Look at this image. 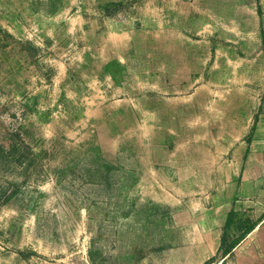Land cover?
I'll return each mask as SVG.
<instances>
[{
  "label": "rangeland",
  "instance_id": "obj_1",
  "mask_svg": "<svg viewBox=\"0 0 264 264\" xmlns=\"http://www.w3.org/2000/svg\"><path fill=\"white\" fill-rule=\"evenodd\" d=\"M263 17L253 0H0V264H264V223L215 250L186 133L211 96L217 114L256 92Z\"/></svg>",
  "mask_w": 264,
  "mask_h": 264
},
{
  "label": "crops",
  "instance_id": "obj_2",
  "mask_svg": "<svg viewBox=\"0 0 264 264\" xmlns=\"http://www.w3.org/2000/svg\"><path fill=\"white\" fill-rule=\"evenodd\" d=\"M253 3L260 11L264 6V0ZM263 22L264 17L258 30L251 33L258 37V44L246 53L254 55L248 63L256 64L258 69L256 80H250L248 86L253 84L256 92L250 94L246 88L244 93L227 97L218 105L217 114L211 96L206 109L213 110L197 116V126L192 125L186 131L195 134L198 141L190 155L191 179L197 180L199 173V179L207 182V189L214 190L203 199L206 203L202 205V213L207 218L206 225H211L217 234L215 250L227 247L230 249L227 252L234 251L264 223ZM244 81L247 85L248 80L240 76L239 82Z\"/></svg>",
  "mask_w": 264,
  "mask_h": 264
},
{
  "label": "bare ground",
  "instance_id": "obj_3",
  "mask_svg": "<svg viewBox=\"0 0 264 264\" xmlns=\"http://www.w3.org/2000/svg\"><path fill=\"white\" fill-rule=\"evenodd\" d=\"M214 77H215V76H214ZM235 115H236V114H235ZM235 117H236V116H235ZM239 118H240V117H239ZM175 123H176V122H175ZM169 125H170V124H169ZM175 125H176V124H175ZM175 125H174V126H175ZM172 126H173V125H172ZM113 132H114V131H113ZM111 133H112V132H111ZM153 136H154V135H153ZM160 136H161V135H160ZM156 142H157V141H156ZM175 142H176V141H175ZM151 144H152V143H151ZM196 255H197V254H196ZM191 261H192V259H191Z\"/></svg>",
  "mask_w": 264,
  "mask_h": 264
}]
</instances>
